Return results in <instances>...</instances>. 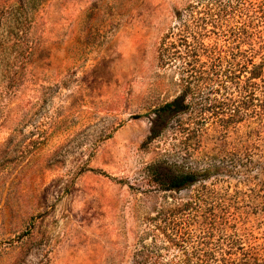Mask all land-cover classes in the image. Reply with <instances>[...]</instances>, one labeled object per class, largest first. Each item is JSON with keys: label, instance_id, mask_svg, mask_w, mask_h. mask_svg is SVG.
I'll use <instances>...</instances> for the list:
<instances>
[{"label": "rangeland", "instance_id": "rangeland-1", "mask_svg": "<svg viewBox=\"0 0 264 264\" xmlns=\"http://www.w3.org/2000/svg\"><path fill=\"white\" fill-rule=\"evenodd\" d=\"M200 1L212 2L0 0V264H135L150 226L197 197L199 222L228 215L243 245L263 248L264 163L243 166L252 125L219 104L238 89L215 93L213 69L181 43L232 53ZM188 82L190 112L151 140L155 110ZM159 160L210 171L162 191Z\"/></svg>", "mask_w": 264, "mask_h": 264}, {"label": "trees", "instance_id": "trees-1", "mask_svg": "<svg viewBox=\"0 0 264 264\" xmlns=\"http://www.w3.org/2000/svg\"><path fill=\"white\" fill-rule=\"evenodd\" d=\"M200 5L204 11L196 9ZM193 8L198 14H209L210 19L206 24H211V30L218 32L221 26L229 27L222 36L232 39L228 43L232 49L231 54L223 55L224 50L216 45L210 48L205 46L198 37L193 45L194 42H189L188 36L183 35L181 43L189 47L188 55L191 54L213 69L205 79L208 84L218 81L217 88L212 89L215 93H219L221 87L226 90H230L232 86L234 90L238 89L234 97L219 104L229 109V120H240L242 116L243 121H250L252 125L251 130L243 135L244 166L253 157L264 156V144L255 146L251 142V138L256 136L259 140H264V0H212L204 5L200 1ZM187 30L189 28L184 27L186 34ZM202 53L207 55L204 60L201 59ZM188 60L191 65L192 60ZM186 85L183 94L155 110L151 140L160 136L173 120L190 112L193 99L189 101L188 94L191 84L188 82ZM195 94L196 92L194 97ZM199 113L202 115L203 111ZM177 121V126L182 127L183 123ZM259 157L257 163H264ZM149 170L152 182L162 191L177 192L194 185L210 171L182 169L166 160L151 164ZM249 182L253 184L254 180ZM255 184L257 185V181ZM201 207L197 197L186 201L179 208H167L162 219L164 226H150V234L153 236L150 247L146 253L140 250L136 254L135 264H264V246L261 249L259 246L243 245L245 240L238 232L242 228L236 220L231 224L230 216L219 215L217 212L215 214L212 211V217L205 218L204 223H201L197 220L198 216H201L198 213ZM226 208L222 211L225 212ZM191 221L196 222L193 225ZM159 239L163 243L160 244Z\"/></svg>", "mask_w": 264, "mask_h": 264}]
</instances>
